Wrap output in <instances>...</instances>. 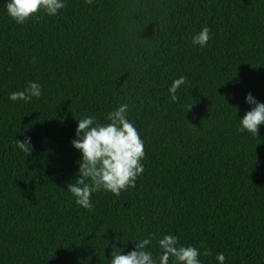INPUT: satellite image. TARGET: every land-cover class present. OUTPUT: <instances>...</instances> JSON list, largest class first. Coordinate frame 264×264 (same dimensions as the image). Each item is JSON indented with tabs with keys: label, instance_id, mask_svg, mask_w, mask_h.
<instances>
[{
	"label": "trees",
	"instance_id": "obj_1",
	"mask_svg": "<svg viewBox=\"0 0 264 264\" xmlns=\"http://www.w3.org/2000/svg\"><path fill=\"white\" fill-rule=\"evenodd\" d=\"M0 0V264H108L131 240L172 234L201 264H264V0H66L23 25ZM211 28L207 47L191 43ZM35 58V62H33ZM187 78L170 100L168 88ZM29 81L43 94L9 99ZM145 142L136 187L79 207L77 120L119 104ZM30 138L31 152L16 140ZM205 249L211 255H205ZM154 257L159 249L150 246Z\"/></svg>",
	"mask_w": 264,
	"mask_h": 264
},
{
	"label": "clouds",
	"instance_id": "obj_2",
	"mask_svg": "<svg viewBox=\"0 0 264 264\" xmlns=\"http://www.w3.org/2000/svg\"><path fill=\"white\" fill-rule=\"evenodd\" d=\"M85 3L90 5L92 0H85ZM66 7V0H7L6 3L8 16L19 25L43 16H57ZM212 38L211 28L204 25L192 36L191 43L204 48ZM186 82L187 78L180 76L171 83L168 92L172 102L178 100L176 94ZM42 94V86L29 81L23 90L10 93L9 99L31 102L33 98L40 99ZM246 102L254 107L239 121L237 131L258 136L259 127L264 124V103L256 101L251 93L247 95ZM128 112L129 105L123 103L107 114V123H98L93 116L77 120L76 138L71 143L81 153L77 161L78 178L67 185V190L83 209H93V193L104 191L119 197L122 192L135 188L137 179L144 172L145 142L135 124L129 120ZM15 144L22 152L30 154V138L16 140ZM153 240L160 250L155 257L150 250ZM131 241L134 249L127 253L119 248L112 250L108 264H201L200 250L192 245L180 244L179 237L172 234L157 238L152 233L147 238ZM204 254L211 255V252L205 249ZM225 259L224 253L216 254L218 264H225Z\"/></svg>",
	"mask_w": 264,
	"mask_h": 264
}]
</instances>
